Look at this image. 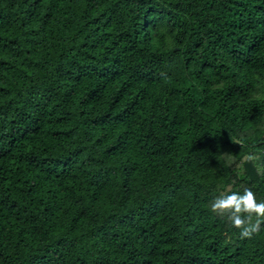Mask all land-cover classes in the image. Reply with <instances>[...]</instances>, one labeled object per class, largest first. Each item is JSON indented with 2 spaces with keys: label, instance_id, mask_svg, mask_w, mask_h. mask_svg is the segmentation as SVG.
<instances>
[{
  "label": "trees",
  "instance_id": "1",
  "mask_svg": "<svg viewBox=\"0 0 264 264\" xmlns=\"http://www.w3.org/2000/svg\"><path fill=\"white\" fill-rule=\"evenodd\" d=\"M244 187L264 0H0V264H264Z\"/></svg>",
  "mask_w": 264,
  "mask_h": 264
},
{
  "label": "clouds",
  "instance_id": "2",
  "mask_svg": "<svg viewBox=\"0 0 264 264\" xmlns=\"http://www.w3.org/2000/svg\"><path fill=\"white\" fill-rule=\"evenodd\" d=\"M248 159L254 162L259 158L249 155ZM210 210L240 229L241 239H250L264 224V200L258 201L255 192L248 187L242 192L228 191L214 197Z\"/></svg>",
  "mask_w": 264,
  "mask_h": 264
}]
</instances>
